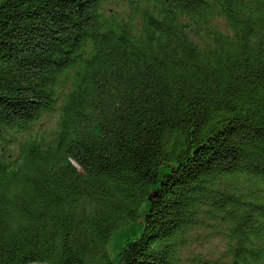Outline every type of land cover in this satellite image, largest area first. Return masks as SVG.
<instances>
[{"label": "trees", "instance_id": "obj_1", "mask_svg": "<svg viewBox=\"0 0 264 264\" xmlns=\"http://www.w3.org/2000/svg\"><path fill=\"white\" fill-rule=\"evenodd\" d=\"M30 263L264 264V0H0V264Z\"/></svg>", "mask_w": 264, "mask_h": 264}, {"label": "rangeland", "instance_id": "obj_2", "mask_svg": "<svg viewBox=\"0 0 264 264\" xmlns=\"http://www.w3.org/2000/svg\"><path fill=\"white\" fill-rule=\"evenodd\" d=\"M223 28L226 26L223 24ZM62 104L61 101L58 102V107ZM58 118V112L51 115H45L40 122L35 126V130L41 132H47L54 128L56 124V119ZM199 237L200 232L196 233ZM225 250V243L221 238H208L203 243H198L196 240L187 246L184 250V254L193 255V254H203L209 258L218 257Z\"/></svg>", "mask_w": 264, "mask_h": 264}, {"label": "water", "instance_id": "obj_3", "mask_svg": "<svg viewBox=\"0 0 264 264\" xmlns=\"http://www.w3.org/2000/svg\"><path fill=\"white\" fill-rule=\"evenodd\" d=\"M30 264H50V263H30Z\"/></svg>", "mask_w": 264, "mask_h": 264}]
</instances>
